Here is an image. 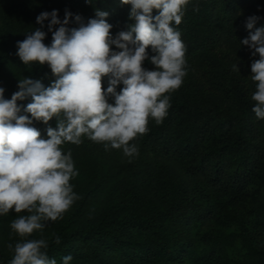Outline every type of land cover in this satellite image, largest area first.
Masks as SVG:
<instances>
[{
	"label": "trees",
	"instance_id": "16d2710c",
	"mask_svg": "<svg viewBox=\"0 0 264 264\" xmlns=\"http://www.w3.org/2000/svg\"><path fill=\"white\" fill-rule=\"evenodd\" d=\"M130 7L120 0H0L5 98L18 91L24 77L45 87L57 79L47 63L26 66L16 55L17 42L36 29L46 33L42 42L51 44L48 21L43 27L36 23L41 12L57 10L63 20L69 10L86 23L96 10L106 11L115 36L133 23ZM253 14L262 18L254 28L264 25V0H190L176 26L187 74L178 89L166 93L170 107L163 121L149 118V131L130 142L139 149L131 162L121 149L87 138L63 145L79 170L70 183L80 199L62 219L28 237L46 239L47 254L57 264L67 255L73 257L70 264H264V119L252 112L250 77L259 56L238 47L248 36L245 19ZM147 51L153 55L150 47ZM142 67L155 66L145 60ZM107 80L102 76V89ZM33 126L47 138L46 128H55L56 118ZM26 214L10 210L0 216V264L13 256L8 245L25 239L10 224ZM55 236L61 237L59 244Z\"/></svg>",
	"mask_w": 264,
	"mask_h": 264
},
{
	"label": "clouds",
	"instance_id": "9594fccd",
	"mask_svg": "<svg viewBox=\"0 0 264 264\" xmlns=\"http://www.w3.org/2000/svg\"><path fill=\"white\" fill-rule=\"evenodd\" d=\"M120 2L131 6L128 15L133 23L115 36L110 34L114 25L107 22L106 11L96 10L95 18L85 23L81 15L69 10L63 20L52 10L36 17L41 27L48 21L50 45L42 42L46 33L40 29L17 42L16 55L24 65L47 63L57 79L48 87L39 79H19L18 91L10 99L0 87V216L10 210L27 213L10 224L25 239L8 245L13 249L9 264H57L47 254L46 239L28 237L42 232L48 221L62 219L80 199L70 183L79 170L72 151H65L63 145H80L87 138L103 143L106 149H121L131 162L139 149L130 142L149 131V118L156 124L163 121L170 107L166 93L178 89L187 74L186 48L176 26L190 0ZM260 19L255 14L245 19L248 36L238 47L247 46L251 56H259L251 63L255 84L251 100L252 112L264 119V25L254 28ZM70 23L78 27H68ZM145 60L155 66L153 70L142 67ZM232 68L239 72L235 62ZM102 76L108 77L105 89ZM28 98L31 102L26 105L17 103ZM53 117L56 127L48 126L47 138H42L34 121L48 125ZM54 240L59 244L61 237ZM72 260L71 255L64 256L61 264Z\"/></svg>",
	"mask_w": 264,
	"mask_h": 264
}]
</instances>
